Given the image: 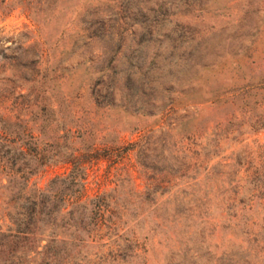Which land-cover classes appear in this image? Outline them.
I'll return each mask as SVG.
<instances>
[{
  "label": "rangeland",
  "instance_id": "obj_1",
  "mask_svg": "<svg viewBox=\"0 0 264 264\" xmlns=\"http://www.w3.org/2000/svg\"><path fill=\"white\" fill-rule=\"evenodd\" d=\"M0 264H264V0H0Z\"/></svg>",
  "mask_w": 264,
  "mask_h": 264
},
{
  "label": "trees",
  "instance_id": "obj_2",
  "mask_svg": "<svg viewBox=\"0 0 264 264\" xmlns=\"http://www.w3.org/2000/svg\"><path fill=\"white\" fill-rule=\"evenodd\" d=\"M20 151L25 152L24 149L20 148ZM64 179L63 177L56 176L52 180L56 179ZM39 193H42L43 196H40V198H34L28 203H25L22 205V210H19L16 212V215L12 217L10 215V218H12V224L15 226L13 230H10V233L14 235V237H19V235H24L25 237H28L33 233V229L31 228L32 222L35 221V217L37 215H41L43 212L44 214L47 212V205L45 196L46 192L44 190L40 191ZM79 204V203H78ZM82 204V203H80ZM63 206H61V209ZM14 218V219H13ZM46 245V244H45ZM44 245V246H45Z\"/></svg>",
  "mask_w": 264,
  "mask_h": 264
}]
</instances>
